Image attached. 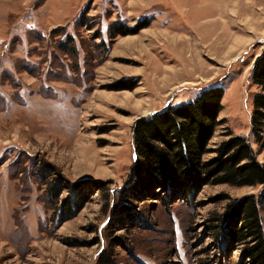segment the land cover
Here are the masks:
<instances>
[{"label":"rangeland","instance_id":"374dc122","mask_svg":"<svg viewBox=\"0 0 264 264\" xmlns=\"http://www.w3.org/2000/svg\"><path fill=\"white\" fill-rule=\"evenodd\" d=\"M263 49L264 0H0V264H240L211 226L262 187L208 185L190 202L120 192L136 179V120L209 86L224 95L207 149L230 130L257 150ZM53 179L104 190L61 222L70 194L55 200Z\"/></svg>","mask_w":264,"mask_h":264},{"label":"trees","instance_id":"16d2710c","mask_svg":"<svg viewBox=\"0 0 264 264\" xmlns=\"http://www.w3.org/2000/svg\"><path fill=\"white\" fill-rule=\"evenodd\" d=\"M133 32L123 28L116 35ZM250 79L259 89L253 98L251 114V134L257 150L246 138L230 130L214 151L207 149L215 127L221 124L216 120L224 95L221 87L209 86L193 101L169 105L136 120L132 127L136 179L134 185L120 193L127 202L155 196L156 190L166 191L167 198L190 202L208 185L262 187L263 191L257 195L231 200L224 212L214 218L211 229L217 239L224 238L231 251L241 246L240 264H264V163L258 160L264 152V49L251 67ZM207 153L215 155L204 160ZM43 177L47 179L48 172ZM49 189L55 200L63 190L70 194L62 200L60 220L64 222L75 217L94 192L104 190V184L93 181L84 186L81 182L53 179Z\"/></svg>","mask_w":264,"mask_h":264},{"label":"water","instance_id":"95a60500","mask_svg":"<svg viewBox=\"0 0 264 264\" xmlns=\"http://www.w3.org/2000/svg\"><path fill=\"white\" fill-rule=\"evenodd\" d=\"M252 65H253V64H252ZM154 114H156V113H153V114H151V115H154ZM151 115H150V116H151Z\"/></svg>","mask_w":264,"mask_h":264}]
</instances>
